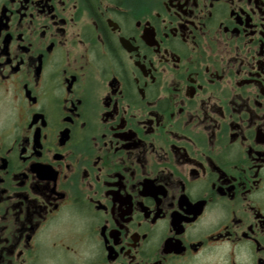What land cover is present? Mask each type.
Wrapping results in <instances>:
<instances>
[{
	"label": "flooded vegetation",
	"instance_id": "obj_1",
	"mask_svg": "<svg viewBox=\"0 0 264 264\" xmlns=\"http://www.w3.org/2000/svg\"><path fill=\"white\" fill-rule=\"evenodd\" d=\"M0 264H264V0H0Z\"/></svg>",
	"mask_w": 264,
	"mask_h": 264
}]
</instances>
